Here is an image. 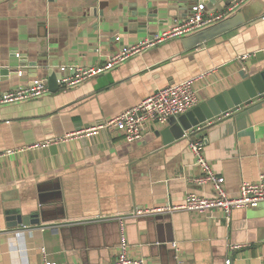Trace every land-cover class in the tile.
Listing matches in <instances>:
<instances>
[{"label": "crops", "instance_id": "1", "mask_svg": "<svg viewBox=\"0 0 264 264\" xmlns=\"http://www.w3.org/2000/svg\"><path fill=\"white\" fill-rule=\"evenodd\" d=\"M230 1L0 0V66L15 67L0 81V95L43 80L42 68L30 66L40 57L58 74L62 66L101 65L185 20L195 5L217 12ZM245 53L254 54L246 70L238 61ZM263 70L259 13L195 47L173 38L77 87L0 105V153L16 151L0 157V264H43L44 253L61 264H114L122 228L131 255L145 264H264V202L235 208L230 221L222 210L130 216L136 208L184 204L189 193L214 195L212 183L193 181L202 170L190 137L164 146L169 123L152 125L132 143L104 129L42 145L200 73L212 71L197 84L198 105ZM202 137L228 195L238 196L244 182L264 172V99L221 117ZM35 214L39 224L8 226L12 215Z\"/></svg>", "mask_w": 264, "mask_h": 264}, {"label": "built area", "instance_id": "2", "mask_svg": "<svg viewBox=\"0 0 264 264\" xmlns=\"http://www.w3.org/2000/svg\"><path fill=\"white\" fill-rule=\"evenodd\" d=\"M249 1L231 0L226 9L217 12L208 11L204 4L195 5L192 8L191 14L185 20L176 21L172 28L160 33H154L137 44L123 48L109 57L104 64L95 66H62L60 69L62 76L58 79L59 86L61 89L77 87L83 82L99 76L127 61L129 58L156 47L161 43L173 38L185 37L215 25L231 17ZM253 56V53H245L238 57V61L242 63L244 70H246L245 62ZM210 73L212 71L203 72L179 83L167 85L143 99L138 105L126 109L106 121L67 134L60 139L42 143V145L56 143L59 140L66 141L73 137L97 135L104 129L117 131L128 143L142 140L152 125L164 126L169 122L171 117L185 114L195 108L199 104L197 84ZM48 92H50V89L47 84L43 80H36L32 85L22 86L0 95V105L34 99ZM191 139L190 137V147L196 155L197 165L202 170V174L194 178L193 181L198 185L212 183L214 195L202 196L196 193H189L184 204L136 208L130 216L160 215L176 211L207 213L222 210L227 221H230L231 214L235 208L257 207L260 203L264 202V172L261 173L257 181L244 182L240 187V194L236 197H231L228 195L225 187V177L219 175L213 169L211 162L204 155L203 149L207 143V139L205 137L195 140ZM14 152H16L15 149L6 150L0 153V157L8 156ZM238 247V245H232L234 249ZM44 254L43 264H61L49 260L46 253ZM231 262V259H227L226 264H231ZM114 264H145L144 258L131 255L130 245L124 228H122L121 242L118 246L117 258ZM178 264L183 263L179 262Z\"/></svg>", "mask_w": 264, "mask_h": 264}, {"label": "water", "instance_id": "3", "mask_svg": "<svg viewBox=\"0 0 264 264\" xmlns=\"http://www.w3.org/2000/svg\"><path fill=\"white\" fill-rule=\"evenodd\" d=\"M259 13H264V2L261 0L244 6L233 16L215 25L183 37L184 46L185 48H192L206 43L249 22ZM39 51L40 53L45 51L42 45ZM46 62L47 57H40L37 63H31L30 66H34L36 70L42 68L44 73L43 81L51 91H57L60 88L58 79L62 74H58L55 70L45 67ZM11 67L9 65L7 67L0 66V81L6 79L4 76L10 73ZM262 99H264V70L248 77L235 87L217 95L213 99L201 103L187 113L171 117L168 126L161 132L164 146L174 144L187 137H191L193 140L201 138L207 134V128L221 117L257 103ZM8 221L9 227H16L18 225L29 226L40 223L37 214L29 217L12 215Z\"/></svg>", "mask_w": 264, "mask_h": 264}, {"label": "trees", "instance_id": "4", "mask_svg": "<svg viewBox=\"0 0 264 264\" xmlns=\"http://www.w3.org/2000/svg\"><path fill=\"white\" fill-rule=\"evenodd\" d=\"M233 15H234V14H233ZM233 15H232V16H233Z\"/></svg>", "mask_w": 264, "mask_h": 264}]
</instances>
